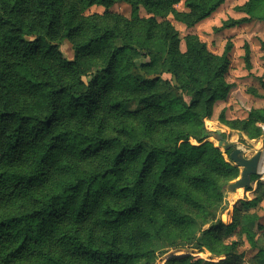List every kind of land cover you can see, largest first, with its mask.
I'll list each match as a JSON object with an SVG mask.
<instances>
[{
  "label": "trees",
  "instance_id": "1",
  "mask_svg": "<svg viewBox=\"0 0 264 264\" xmlns=\"http://www.w3.org/2000/svg\"><path fill=\"white\" fill-rule=\"evenodd\" d=\"M225 1L0 0V264H155L169 247L226 257L166 264H232L236 241L217 242L238 225L264 264L257 214L217 220L239 168L204 123L256 138L264 103L240 101L242 117L218 109L236 88L231 46L218 55L187 34L181 49L171 22L194 27ZM116 2L130 17L108 10ZM253 10L264 18V0H248ZM245 92L264 100V79ZM261 197L264 182L242 205Z\"/></svg>",
  "mask_w": 264,
  "mask_h": 264
},
{
  "label": "rangeland",
  "instance_id": "2",
  "mask_svg": "<svg viewBox=\"0 0 264 264\" xmlns=\"http://www.w3.org/2000/svg\"><path fill=\"white\" fill-rule=\"evenodd\" d=\"M248 0H226L223 4L216 8L207 18L201 21L194 27H185L180 23L171 21V16L168 19L173 23L174 27L179 31L180 48L184 49V37L187 34H194L202 41L206 42L209 49L214 53L220 55L227 44L231 46L230 64L225 77L228 81L235 83L236 88L232 93L226 96L224 100L218 102L219 107L226 108V112L229 117H242L245 112L242 109L240 101L260 106L264 103V100H255L251 94H246L245 89L252 87L256 90H260V80L264 79V18H258L260 10H253L250 14L246 11V4ZM179 10H184L183 1H180L176 6ZM105 10L104 7H91L90 13H102ZM109 11H114L123 17H130L132 13L131 7L123 2H116L108 8ZM142 17H146L148 14L143 8L138 11ZM157 20H161L157 17ZM232 20H238L239 23L232 25L231 27H225L224 25L230 23ZM60 48L67 58L73 57V52L68 41L63 42ZM88 78V77H87ZM204 123L209 131H215L216 129L222 130V135L232 141H235L243 150L245 156H251L256 150L264 151V125H262L263 133L256 138H249L243 131L238 129H232L226 124L215 119H208L210 121ZM194 144L197 142L194 139H190ZM205 141H210L217 147L216 139L210 134ZM224 158L230 161L228 155L223 148H219ZM264 153V152H263ZM234 164V162H233ZM235 165V164H234ZM238 167V166H237ZM239 168V167H238ZM240 173V168H239ZM264 182V170L255 175L253 184L247 188H243L244 193L239 196H235V191H228L225 189V203L224 208L218 214V221L229 225L233 221V217L236 215V211L242 214L251 213L257 214L259 222L262 224V228L253 226V229L257 232L255 238L259 244L264 242V197H261L254 205L246 206L242 203L251 201L254 193L258 187V183ZM238 193V192H237ZM235 196V197H234ZM233 197V198H232ZM211 224L204 226V229ZM220 242L222 245H230L233 241H236L237 245L235 252L238 257L233 259L232 264H256L254 256L257 250L251 245L246 238V235L240 230V225L235 227L230 233H224L220 231ZM220 249V248H217ZM180 251L182 253H176ZM184 255H192L202 257L210 261H218L224 259V255H214L204 248L197 249L193 247H169L162 250L158 255L155 264H166L171 257H181ZM13 264H26L25 261H17ZM178 264V263H174Z\"/></svg>",
  "mask_w": 264,
  "mask_h": 264
},
{
  "label": "water",
  "instance_id": "3",
  "mask_svg": "<svg viewBox=\"0 0 264 264\" xmlns=\"http://www.w3.org/2000/svg\"><path fill=\"white\" fill-rule=\"evenodd\" d=\"M211 135L217 141V147L230 151V159L236 166L240 168V173L237 178L229 181L224 185L228 191H235L238 188H247L253 184L252 176L258 174V168L263 157V150H256L251 156L247 157L244 150L232 140L225 138L222 135L221 129L211 131Z\"/></svg>",
  "mask_w": 264,
  "mask_h": 264
},
{
  "label": "bare ground",
  "instance_id": "4",
  "mask_svg": "<svg viewBox=\"0 0 264 264\" xmlns=\"http://www.w3.org/2000/svg\"><path fill=\"white\" fill-rule=\"evenodd\" d=\"M259 171H260V173H262L263 172V170H264V153H263V157H262V160H261V163H260V165H259ZM238 191V193H236L235 194V196H239L241 193H244V190L242 189V188H238L237 189ZM234 196V197H235ZM233 198V197H232Z\"/></svg>",
  "mask_w": 264,
  "mask_h": 264
},
{
  "label": "crops",
  "instance_id": "5",
  "mask_svg": "<svg viewBox=\"0 0 264 264\" xmlns=\"http://www.w3.org/2000/svg\"><path fill=\"white\" fill-rule=\"evenodd\" d=\"M238 191V190H237ZM237 193V192H236Z\"/></svg>",
  "mask_w": 264,
  "mask_h": 264
}]
</instances>
